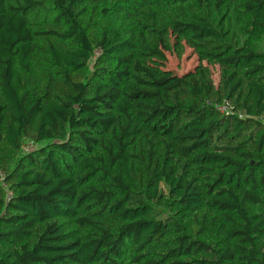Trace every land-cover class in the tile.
Returning <instances> with one entry per match:
<instances>
[{"label":"trees","instance_id":"trees-1","mask_svg":"<svg viewBox=\"0 0 264 264\" xmlns=\"http://www.w3.org/2000/svg\"><path fill=\"white\" fill-rule=\"evenodd\" d=\"M263 118L264 0H0V264H264Z\"/></svg>","mask_w":264,"mask_h":264},{"label":"rangeland","instance_id":"rangeland-1","mask_svg":"<svg viewBox=\"0 0 264 264\" xmlns=\"http://www.w3.org/2000/svg\"><path fill=\"white\" fill-rule=\"evenodd\" d=\"M166 52L167 58L166 67L173 72L175 76H181L186 72L192 70L197 64V58L191 55V51L188 49L187 53L182 58H178L175 54H172L167 48H162ZM214 79L217 81L218 72L214 73Z\"/></svg>","mask_w":264,"mask_h":264},{"label":"built area","instance_id":"built-area-1","mask_svg":"<svg viewBox=\"0 0 264 264\" xmlns=\"http://www.w3.org/2000/svg\"><path fill=\"white\" fill-rule=\"evenodd\" d=\"M262 121L264 122V118L262 119Z\"/></svg>","mask_w":264,"mask_h":264}]
</instances>
